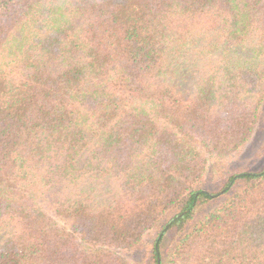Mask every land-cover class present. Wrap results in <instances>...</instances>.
Returning <instances> with one entry per match:
<instances>
[{"label": "trees", "instance_id": "obj_1", "mask_svg": "<svg viewBox=\"0 0 264 264\" xmlns=\"http://www.w3.org/2000/svg\"><path fill=\"white\" fill-rule=\"evenodd\" d=\"M263 109L264 0H0V264H264Z\"/></svg>", "mask_w": 264, "mask_h": 264}, {"label": "rangeland", "instance_id": "obj_2", "mask_svg": "<svg viewBox=\"0 0 264 264\" xmlns=\"http://www.w3.org/2000/svg\"><path fill=\"white\" fill-rule=\"evenodd\" d=\"M264 166V109L254 135L239 154L220 166V173H237L244 170L256 171ZM213 170H211V173ZM157 232L149 233L145 237L144 245L133 253L125 254L134 264H154L152 259L151 243Z\"/></svg>", "mask_w": 264, "mask_h": 264}]
</instances>
